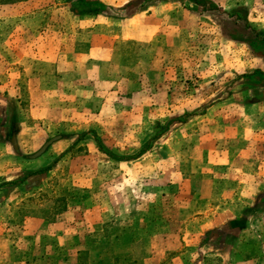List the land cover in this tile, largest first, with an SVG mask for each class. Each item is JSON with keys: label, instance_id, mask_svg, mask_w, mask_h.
<instances>
[{"label": "rangeland", "instance_id": "1", "mask_svg": "<svg viewBox=\"0 0 264 264\" xmlns=\"http://www.w3.org/2000/svg\"><path fill=\"white\" fill-rule=\"evenodd\" d=\"M100 1L112 8L111 16L84 13L90 6L83 0H0V37L5 36L7 40L6 49L0 46L1 51H23L24 46H29L25 43L32 41L26 62L30 63V51L49 53L55 59L63 54L84 52L97 44L101 36H106L105 43L110 47L113 36L117 35L115 45L123 62L128 63L130 56L138 54L141 58L145 54L150 60L154 58L153 63L163 64L161 75H120V83H126L117 84L111 92L104 84L106 104L103 108L95 112L80 109V120L73 121L78 116L71 117L67 125L58 126L45 139L43 143L55 138L44 152L59 140V135L66 137L68 144L60 153L53 149L48 151L39 169L51 166L58 171L51 174L48 188L23 196L18 205L20 212L24 217L43 218L48 224L57 222L60 214L68 211L75 215L73 219L86 221L79 223V227L73 222L76 227L71 229L75 232L71 242L60 243L49 228L28 235L31 244L9 252L5 264H174L173 258L177 256L175 264H229L228 259L197 254L181 239L178 221L166 220L165 223L171 225L166 228L171 235L157 237L162 229H157L158 221L150 217L157 211L158 203L155 197L145 198L144 188L138 184L143 174L136 171L131 174L134 187H127L126 182L118 184L123 193L119 204L127 201V195L128 201L131 199L134 204L129 221L126 217L117 221L111 219L108 208L116 189L111 181L124 180L126 168L119 166L122 164L131 162L142 170L160 161L171 162L173 148L177 149L182 137L189 138L191 129L196 127L191 120L207 115L220 98L235 93L238 95L234 97L240 101L264 98V71L256 68L259 63L264 67V39L256 38L257 33L261 34L260 38L264 37V0H210L219 9L206 11L190 0H146L136 8L126 9L124 7L132 0ZM128 13L132 14L125 17ZM227 13L237 16L229 17ZM133 32L139 37V44L131 51L129 42L135 40L128 36ZM3 62L0 59V67ZM11 73L9 83L19 75ZM109 75L113 77L112 73ZM132 78L135 85L128 83ZM134 88H137L135 101L125 100L124 96ZM243 90H247L249 97L241 94ZM142 96L149 99L150 105ZM116 114L117 124L106 128L105 120ZM144 116L141 122L136 121ZM202 123L200 121L199 126ZM155 135L150 149L130 159ZM96 140L121 159H113L100 151ZM183 143L186 144V140ZM183 143L181 152L189 153L190 147ZM256 144L261 145L258 149L264 161L263 123L258 124ZM144 154L148 155L145 160ZM96 179L100 182L96 183ZM262 193L260 206H257L260 213L264 212V191ZM142 205L145 210L141 212L137 207ZM95 207L105 212L98 228L100 224L96 226L94 220ZM166 213L174 215L173 210ZM234 236L228 235L226 241L230 242Z\"/></svg>", "mask_w": 264, "mask_h": 264}, {"label": "crops", "instance_id": "2", "mask_svg": "<svg viewBox=\"0 0 264 264\" xmlns=\"http://www.w3.org/2000/svg\"><path fill=\"white\" fill-rule=\"evenodd\" d=\"M100 38L97 44L84 52L63 54L60 59L51 58L49 53L30 51V63L25 59L32 41L26 42L25 45L29 46L16 53H6L0 48V59L4 60L0 67V264H5L9 252L31 244L28 235L49 228L60 243L65 240L71 242L75 237V232H71L76 227L75 223L79 227V223L86 221L73 219L75 215L70 211L63 212L57 222L49 224L43 218L22 215L18 205L23 196L48 188L51 174L58 170L51 168L28 173L39 170L49 150L62 152L67 147V138L59 135V140L48 151L37 157L31 155L58 126L67 125L71 117L78 116L73 120L78 121L81 111L86 108L90 112L103 108L106 104L104 84L111 92L117 84L126 83H120V75H161L163 64L153 63L154 58L150 60L145 54L141 58L138 54L130 56L128 63L123 62L115 45L119 36H113L110 47L105 43L106 36ZM128 38L135 40L129 42V50L132 51L139 44V37L134 33ZM6 43L5 36L0 37V46L6 49ZM256 68L264 71L260 63ZM10 73L19 74L11 83L8 82ZM110 73L113 74L111 78ZM128 81L136 84L133 78ZM136 89L126 94L124 99L134 102ZM246 92L243 90L241 94ZM235 95L238 93L220 98L214 108L210 112L208 110L210 114L191 120L196 127L191 129L189 138L182 137L177 149L173 148L175 152L171 162L160 161L153 166H144L142 170L136 169L131 162L119 165L126 168V178L123 174V181H118V178L111 181L116 189L115 195H111L112 205L108 208L112 213L110 218L117 221L126 217L129 221L128 215L134 210V204L131 199L128 201L129 195L126 202L119 204V197H123L119 185L126 182L127 187H134L131 174L136 171L143 174L138 184L144 188L145 198L155 197V203H158L157 211L150 217V220L158 221L156 228L162 229L157 237L171 235L167 231L171 225L165 223L166 220L178 221L181 239L186 240L197 254L205 258L228 259L229 264H264V212H258L257 207L263 198L264 161L258 149L261 145L256 144L258 124H264V113L261 116L259 112L264 107V98L257 100L253 97L247 102L240 101ZM246 96L249 97L248 94ZM144 102L150 105L149 99ZM163 103L167 106L166 101ZM117 116L105 120L106 128L117 124ZM145 117L136 121L141 122ZM200 121L204 122L201 126ZM185 140L186 144L183 143ZM182 143L190 147L189 153L181 152ZM146 154L142 156L144 160L148 156ZM95 181L100 182L99 179ZM137 208L141 212L145 210L143 205ZM94 210L95 225L100 224L98 228L105 212L98 207ZM168 210H173L174 215L167 214ZM231 234L236 235L235 238L226 241ZM177 258H173L174 264Z\"/></svg>", "mask_w": 264, "mask_h": 264}, {"label": "trees", "instance_id": "3", "mask_svg": "<svg viewBox=\"0 0 264 264\" xmlns=\"http://www.w3.org/2000/svg\"><path fill=\"white\" fill-rule=\"evenodd\" d=\"M143 1H146V0H132L130 1L124 8H128V7H133V8H136L137 6H139ZM157 1H164V0H157ZM195 6H201L203 7L204 9L203 10H215V9H219L218 6L210 1V0H190ZM84 4H86L87 6H90V9L89 10H85L83 11L84 13L87 12V11H90L89 13L91 14H94V15H97V14H105V15H110L111 13V10L112 8H109L108 5H106L105 3H103L102 1L100 0H83ZM207 5V8L205 7ZM206 8V9H205ZM130 14L132 13H128L125 15V17H129ZM227 15L229 17H232V16H237L235 14H232V13H227ZM111 16V15H110ZM117 16H121V15H117ZM239 17V16H238ZM245 21V20H244ZM264 35V33H263ZM256 38L257 39H264V37L262 36V38H260L261 34L260 33H257L256 34ZM157 126V125H156ZM157 137V135H155L151 140L148 141V144L146 145L145 148L141 149L140 151H138L135 155H133L132 157H130V159H134L136 157H138L139 155L143 154L146 150L150 149L151 148V145H152V142L153 140ZM96 145L98 146L99 150L106 153L108 156H110L111 158L113 159H121L119 156L117 155H112L111 153H109L100 143H98V141L96 140ZM52 167L51 166H47V167H44L42 169H39L37 171H32L28 174H34V173H37V172H44V171H47V170H50ZM233 223V222H231Z\"/></svg>", "mask_w": 264, "mask_h": 264}, {"label": "water", "instance_id": "4", "mask_svg": "<svg viewBox=\"0 0 264 264\" xmlns=\"http://www.w3.org/2000/svg\"><path fill=\"white\" fill-rule=\"evenodd\" d=\"M55 138H51L49 139L48 141H46L38 151H36L34 154L31 155V157H37L39 155H41L45 150L46 148L48 147V145L54 140Z\"/></svg>", "mask_w": 264, "mask_h": 264}]
</instances>
